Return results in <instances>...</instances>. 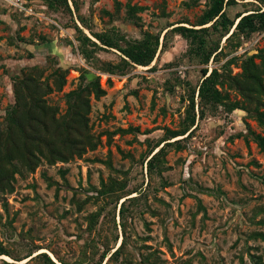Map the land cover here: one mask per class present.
Segmentation results:
<instances>
[{
    "label": "rangeland",
    "instance_id": "obj_1",
    "mask_svg": "<svg viewBox=\"0 0 264 264\" xmlns=\"http://www.w3.org/2000/svg\"><path fill=\"white\" fill-rule=\"evenodd\" d=\"M46 1L0 0V123L13 75L36 65L53 87L61 67L65 82L47 95L58 114L88 81L104 91L89 97L97 140L80 157L16 173L14 190L0 193V264H264V92L249 102L237 85L248 67L264 87V28L246 37L196 25L211 0ZM256 5L224 9L233 18ZM179 25L208 26L204 47L193 50ZM146 33L158 45L143 66L120 47ZM202 69L217 71L231 111L218 103L199 117ZM111 180L124 187L103 193Z\"/></svg>",
    "mask_w": 264,
    "mask_h": 264
},
{
    "label": "trees",
    "instance_id": "obj_2",
    "mask_svg": "<svg viewBox=\"0 0 264 264\" xmlns=\"http://www.w3.org/2000/svg\"><path fill=\"white\" fill-rule=\"evenodd\" d=\"M259 4L251 12H236L233 18L227 15L224 5L231 6L235 0H211L208 9L196 25L211 22L209 27L216 31L227 33L231 27L230 35L238 31L249 37L253 32L264 28V0H256ZM48 6L54 8L61 3L67 5L66 0H47ZM55 2V3H54ZM68 8V7H67ZM208 26L189 28L183 25L175 26L174 31L195 44L193 50H200L205 45V31ZM203 34V35H202ZM228 38V37H227ZM43 39V38H42ZM81 51L85 53L86 44L90 39L86 35L80 37ZM158 45V38L146 33L142 39L133 44L120 47V50L135 64L146 66L151 63ZM210 54V53H209ZM209 55L204 57V62ZM66 70L56 67L53 71V87L41 80L42 69L39 66L22 68L20 73L12 76V93L14 102L5 111L3 123H0V193L14 190L15 174L33 171L42 162L54 164L67 162L74 157H80L87 149L96 145V137L90 131L88 113L90 111V94L99 98L103 89L96 79L69 91L66 94V111L58 114L57 106L47 101V95L54 89L61 90ZM203 79L198 87L199 117H203L205 107L222 103L231 111L234 106L227 105L216 88L218 74L213 70L208 75L206 69L201 70ZM246 76L243 82H238L241 94L249 102L259 100L258 93L264 92L262 79L258 71L245 67ZM259 91V92H258ZM258 92V93H256ZM256 93V94H255ZM255 94V95H254ZM191 122L195 119L194 98L190 97ZM173 136V134H171ZM169 138V137H167ZM163 153V147L158 149L147 161L149 171L156 169ZM124 185L111 180L104 185L103 193H111ZM123 195H117L119 200ZM135 196L127 197L120 204V213L126 210V202H131ZM127 203V204H128ZM0 248V253H3ZM48 259L49 257L43 253Z\"/></svg>",
    "mask_w": 264,
    "mask_h": 264
}]
</instances>
